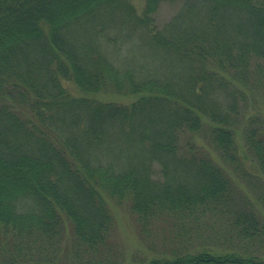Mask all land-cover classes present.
I'll list each match as a JSON object with an SVG mask.
<instances>
[{
	"label": "trees",
	"instance_id": "1",
	"mask_svg": "<svg viewBox=\"0 0 264 264\" xmlns=\"http://www.w3.org/2000/svg\"><path fill=\"white\" fill-rule=\"evenodd\" d=\"M161 1L0 0V264H264V0Z\"/></svg>",
	"mask_w": 264,
	"mask_h": 264
},
{
	"label": "rangeland",
	"instance_id": "2",
	"mask_svg": "<svg viewBox=\"0 0 264 264\" xmlns=\"http://www.w3.org/2000/svg\"><path fill=\"white\" fill-rule=\"evenodd\" d=\"M131 3L134 5L137 12H140L143 1L144 0H130ZM179 0H162L159 8L156 12V22L157 25H161L165 21L169 20L170 17L173 15V13L176 11L178 7ZM122 97H120L121 99ZM264 117V105L259 107V112ZM197 143L203 144L205 147L207 145L205 144L206 138L204 139L201 135L197 136L196 138ZM236 142L239 149V154L242 156L244 153V141L240 137V135H237ZM212 153V152H211ZM247 154V153H246ZM244 155V159L246 160L245 165L251 169L253 172H257L259 169V166L257 165V162L255 159L251 158L248 155ZM213 158L220 162V159L217 158L216 155L212 153ZM224 165V163H222ZM225 170L228 173L230 179L232 180L234 186L239 190L248 191L250 195L255 193V191L251 190L252 188L249 187L252 184L256 183L253 180L251 181L252 184L249 182H245L242 180V178L235 173L233 170H231L228 166H225ZM262 177L264 178V174L262 173ZM262 191L264 192V184L262 183ZM262 194V192H261ZM256 195V194H255ZM257 203L260 205L261 202L257 201ZM113 216L115 220L114 225V240L117 249L121 252V255L123 256L125 261H133V262H145L150 257L157 255L159 250H162L163 242L165 241V238L163 237V233H159L161 230V225H163V222H160L156 225L157 233H155L151 239H147V241L142 240L139 229L135 220V217L129 212L128 208L125 207V204L121 205H114L110 204ZM262 211L264 212V207H262ZM256 251L259 252L260 255L264 256V246L256 247ZM261 252V253H260Z\"/></svg>",
	"mask_w": 264,
	"mask_h": 264
}]
</instances>
